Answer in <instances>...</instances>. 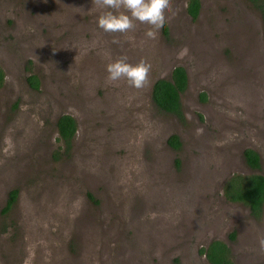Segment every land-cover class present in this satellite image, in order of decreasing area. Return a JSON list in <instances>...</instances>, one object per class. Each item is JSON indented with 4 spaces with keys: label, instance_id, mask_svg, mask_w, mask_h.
<instances>
[{
    "label": "rangeland",
    "instance_id": "rangeland-1",
    "mask_svg": "<svg viewBox=\"0 0 264 264\" xmlns=\"http://www.w3.org/2000/svg\"><path fill=\"white\" fill-rule=\"evenodd\" d=\"M187 2L171 0L153 40L138 22L102 31L93 0H0V264H210L213 241L233 264H264V220L223 195L232 175H264L262 17L247 0H200L192 20ZM121 56L151 64L146 88L107 81ZM178 66L182 118L151 100ZM61 115L76 122L69 145Z\"/></svg>",
    "mask_w": 264,
    "mask_h": 264
},
{
    "label": "trees",
    "instance_id": "trees-1",
    "mask_svg": "<svg viewBox=\"0 0 264 264\" xmlns=\"http://www.w3.org/2000/svg\"><path fill=\"white\" fill-rule=\"evenodd\" d=\"M251 6L256 8L260 13L263 21L264 34V0H247ZM200 9V0H188L187 14L192 20L198 16ZM3 72L0 69V87L3 83ZM27 84L33 90L38 89V80L34 76L27 78ZM187 75L183 67H174L167 79L156 81L152 87L151 100L160 112L174 115L178 118L181 116L180 95L186 90ZM205 100L204 95H200V101ZM56 129L60 140L69 145L75 130L76 122L68 115H61L56 121ZM167 144L174 150L180 148V140L176 135L169 136ZM244 164L251 170H260L259 155L252 149L247 148L242 152ZM224 198L233 204H241L248 208L250 213L258 216L261 211L262 202L264 201V177L258 173L240 176L232 175L224 184ZM16 191L9 193L6 202L7 210L14 202ZM234 239V233L230 235V240ZM230 251L221 241H213L205 252L206 258L210 264H231L228 259Z\"/></svg>",
    "mask_w": 264,
    "mask_h": 264
},
{
    "label": "clouds",
    "instance_id": "clouds-1",
    "mask_svg": "<svg viewBox=\"0 0 264 264\" xmlns=\"http://www.w3.org/2000/svg\"><path fill=\"white\" fill-rule=\"evenodd\" d=\"M93 4L103 10L97 17V26L102 31L128 33L135 30L138 22L149 26L145 35L153 40L176 15L171 0H93ZM105 70L109 83L124 81L138 90L149 85L151 64L143 59L131 64L126 56H121L109 62Z\"/></svg>",
    "mask_w": 264,
    "mask_h": 264
},
{
    "label": "flooded vegetation",
    "instance_id": "flooded-vegetation-1",
    "mask_svg": "<svg viewBox=\"0 0 264 264\" xmlns=\"http://www.w3.org/2000/svg\"><path fill=\"white\" fill-rule=\"evenodd\" d=\"M1 69V68H0ZM2 71V70H1ZM3 76H4V73H3ZM187 85H188V80H187ZM250 149H252V148H250ZM252 150H254V149H252ZM255 151V150H254ZM243 152V151H242ZM256 153H257V151H255ZM258 154V153H257ZM259 155V154H258ZM259 158H260V155H259ZM244 162V161H243ZM260 169H261V166H260ZM254 172H259V170H253ZM258 174H260V173H258ZM260 175H262V174H260ZM263 177H264V175H262ZM239 206H241V207H243V208H245V210L247 211V214H248V216L250 217V219L252 220V221H255V222H257V221H263L264 220V201L262 202V207H261V211H260V214L258 215V216H254V215H252L251 213H250V211H249V209L248 208H246V207H244L243 205H241V204H238ZM231 264H233V262H231ZM250 264V263H249ZM251 264H256V263H251Z\"/></svg>",
    "mask_w": 264,
    "mask_h": 264
}]
</instances>
